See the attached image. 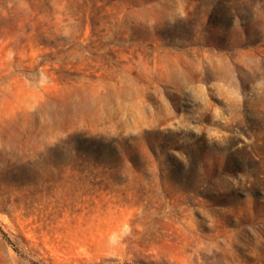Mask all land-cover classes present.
<instances>
[{
	"label": "rangeland",
	"instance_id": "374dc122",
	"mask_svg": "<svg viewBox=\"0 0 264 264\" xmlns=\"http://www.w3.org/2000/svg\"><path fill=\"white\" fill-rule=\"evenodd\" d=\"M0 264H264V0H0Z\"/></svg>",
	"mask_w": 264,
	"mask_h": 264
}]
</instances>
